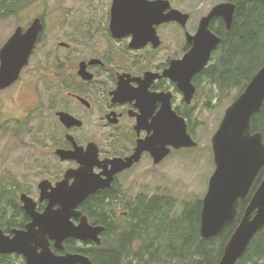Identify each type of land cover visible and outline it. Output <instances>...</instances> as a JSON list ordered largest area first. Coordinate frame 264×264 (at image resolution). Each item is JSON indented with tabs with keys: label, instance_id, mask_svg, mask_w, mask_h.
<instances>
[{
	"label": "flooded vegetation",
	"instance_id": "flooded-vegetation-1",
	"mask_svg": "<svg viewBox=\"0 0 264 264\" xmlns=\"http://www.w3.org/2000/svg\"><path fill=\"white\" fill-rule=\"evenodd\" d=\"M146 1L155 2L159 0ZM163 1L167 2V8L163 14H167L170 10H177L186 14L188 15L186 25L181 26L175 21H171L155 26L153 35L141 36L143 43L140 46L137 43L135 46L131 45L133 34L121 31L119 35H114L111 32L110 9L112 0L108 5L102 29L90 27V31L84 32H79L77 29L75 35L64 36L65 41L57 42L56 45L49 44V48L47 47L48 43L45 44V48L43 47L45 26L43 16L39 17L42 30L30 58L37 50V46L40 45L43 58L49 60L47 65L43 66V62L40 65L41 83L43 90L50 89L49 92L52 94L47 108L48 115L51 117L49 119L51 124L45 127L41 133L42 135L43 133L46 134L47 146L45 150L47 154L55 157L60 165L65 164L68 168L53 182L48 179L40 180L37 183V199H33L25 192L19 193V186L12 180L0 183V199H3L0 201V206L6 207L8 215L6 219H0V231L3 236L13 239L16 232H26L33 223L32 215L23 210L22 195L30 198L34 203V214L43 215L49 205L47 199L43 200V181H48L54 188L64 179L68 170H77L80 167V164L75 160H61L57 155L58 151L73 153L74 157L84 158L91 163L92 173L90 174L92 176H100V178L106 179L111 176H108L111 171V164H105L104 161L126 160L135 156L140 149L139 146H141L142 152L139 154L137 162L133 163L131 167L113 174L109 187L97 190L77 208L81 216L87 218L90 225L102 226L90 221L82 213L80 207L87 204L88 201L86 202V200L90 197L102 198L103 207L113 210L133 207V203L139 197L143 198L144 196H136L132 200H126L125 195L123 196V187L128 177L132 178L134 172L138 171L142 164H145L147 169L160 167L170 157H175L177 151L186 150V148L174 149L168 145L165 147L168 149L165 158L155 164L152 157L159 153L161 147L160 140L154 139L157 127L170 129L175 127L176 122L180 125L181 122L178 119H181L185 123L188 135L195 141L193 129L196 128L195 120L199 109L194 104L197 103L201 87L207 83L205 69L210 62L191 77L190 82L194 87V94L190 100H187L184 93L179 90L176 82L164 74L170 70L172 62L182 60L185 55L192 51L195 43L194 38L202 18L206 17L219 4L229 3L234 5L235 9L236 4L232 0L217 3L196 20V18L193 19L191 10H183L176 5L175 0ZM190 22L191 25H188ZM29 26L26 28L19 27L24 31ZM223 28L226 32L230 30H227L223 20L217 17L212 18L208 25L209 31L219 39L218 30L222 33ZM216 49L212 52L210 61L213 59ZM71 58H74L72 66L68 61ZM17 82L4 90H0V93L4 95L0 97V102L5 98L8 102L14 103L12 95H8V93ZM26 111L30 113L29 107ZM60 113L72 117L74 121L61 122ZM14 124L19 125V121ZM41 150L43 153V136ZM263 169L264 167L261 171ZM258 176L243 200L247 201L246 205H248L252 194L264 177L256 182ZM122 178L124 179L122 180ZM72 182L73 179L69 181V184ZM39 185H41V189ZM47 192H50V189ZM7 197H12L13 200L6 201ZM88 206L95 205L88 204ZM57 208L56 205L53 207L54 210ZM121 214L114 216L112 221L109 220L113 223L111 225L112 232L115 234L124 229L125 221H130V219L125 218L126 212ZM79 220L78 217L72 218L71 221L77 225ZM104 228L105 232L106 227ZM38 229L36 227L35 231ZM104 232L99 235L101 242ZM41 238L37 236L33 239L34 242L29 243L25 252L14 251L0 254V264H43V241ZM112 238L115 239L116 235L112 234ZM48 241L50 250L54 255L73 254V252L56 249L53 241ZM74 242L82 245V247L84 245L91 247L88 244L90 242L80 243L75 240ZM39 245L42 248H39Z\"/></svg>",
	"mask_w": 264,
	"mask_h": 264
},
{
	"label": "water",
	"instance_id": "water-1",
	"mask_svg": "<svg viewBox=\"0 0 264 264\" xmlns=\"http://www.w3.org/2000/svg\"><path fill=\"white\" fill-rule=\"evenodd\" d=\"M167 2L163 0H112L110 9V30L114 35L120 32L133 34L132 46H140L142 35H153L154 27L175 21L185 26L188 15L177 10L163 11ZM235 6L229 3L215 6L199 23L192 51L180 61H174L164 76L176 82L187 98L194 94L191 77L202 70L209 62L212 52L220 39L208 29L212 18H221L227 30L230 29ZM42 25L35 18L23 31L17 27L0 49V90H4L19 80L22 70L28 65L29 58L41 33ZM140 31V32H139ZM189 90V91H188ZM264 106V63L253 75L244 90L225 110L220 125L211 138L214 171L208 180L207 191L201 201L199 235L202 239L217 238L225 229L232 226L238 214L239 202L248 195L251 186L264 167V143L261 133H251V117ZM174 115V114H173ZM61 122L74 121L72 117L60 113ZM170 129L157 127L154 139L160 140L159 153L152 157L158 164L165 158L171 146L174 149L195 148L197 143L188 135L185 123L178 119ZM152 139V138H151ZM135 156L126 160L114 159L104 163L111 164L106 179L92 176L91 163L84 158L74 157L73 153L58 151L61 160H75L80 164L77 170H68L64 179L54 188L43 181V200L49 205L43 215L34 214V203L25 195L21 196L23 210L32 215L33 223L26 232H16L13 239L3 236L0 231V254L14 251L25 252L30 242L37 236L43 241V264H92L89 258L80 253L54 255L49 241L54 247L63 250V243L73 239L80 243L101 244L100 234L103 226H92L85 216L77 211L78 206L99 189L109 187L113 174L118 173L139 160L141 146ZM154 154V153H153ZM73 182L69 184V181ZM41 189V185H39ZM50 189V192H47ZM57 209H53L54 206ZM80 218L75 225L72 218ZM39 229L35 231V228ZM264 227V177L252 194L241 220L226 242L218 264H236L244 255L251 240ZM40 242V241H38ZM39 248H42L39 245Z\"/></svg>",
	"mask_w": 264,
	"mask_h": 264
},
{
	"label": "rangeland",
	"instance_id": "rangeland-1",
	"mask_svg": "<svg viewBox=\"0 0 264 264\" xmlns=\"http://www.w3.org/2000/svg\"><path fill=\"white\" fill-rule=\"evenodd\" d=\"M224 1L227 0H175L176 5L183 10H191L193 19L196 20L212 6ZM109 4L110 0H42L32 4L17 14L0 19V49L17 27L26 28L35 18L42 16L45 26L43 47L46 43L49 48V44L56 45L57 42L65 41L64 36L75 35L77 29L79 32L90 31V27L100 30ZM73 60L74 58L68 60L70 66ZM48 61L43 58L42 48L38 45L28 66L22 70L19 81L10 88L8 95H12L14 103L5 98L0 102V183L12 180L19 186V193L25 192L33 199H37V183L40 180L48 179L53 182L68 168L47 154L46 134L41 133L51 124L47 108L52 94L50 89L43 90L40 75V65L43 62L45 66ZM201 88L197 103L194 104L199 109L195 120L196 128L193 129L197 147L177 151L175 157H170L160 167L147 169L145 164L140 165L123 187L126 200H132L136 196H144L146 199L169 197L176 202L178 210L184 203L202 201L215 168L211 138L218 129L225 110L235 99L237 90L220 92L209 82ZM3 96L0 93V97ZM28 107L30 113L26 111ZM18 121L19 125H15ZM114 212L115 216L127 213L125 208ZM128 222L130 221L124 222L125 226ZM114 240L112 238L109 241ZM76 246L82 247L80 244ZM138 247L139 245L134 246L136 250ZM131 258L127 260L130 261ZM131 262L139 264L135 260Z\"/></svg>",
	"mask_w": 264,
	"mask_h": 264
},
{
	"label": "trees",
	"instance_id": "trees-1",
	"mask_svg": "<svg viewBox=\"0 0 264 264\" xmlns=\"http://www.w3.org/2000/svg\"><path fill=\"white\" fill-rule=\"evenodd\" d=\"M40 1L0 0V19ZM232 1L236 9L230 30L226 32L223 28L222 33L218 30L221 41L205 69V79L220 92L236 89V98L264 63V0ZM250 124L251 133H261L264 143V106L251 117ZM263 176L264 169L256 182ZM11 200L12 197L6 198V201ZM86 202L84 206L87 207H80L82 213L90 221L106 227L101 245L94 246L90 242V248L86 247L88 245L78 247L74 240H66L63 250L83 254L93 264H133V260L139 264H218L247 206V201H240L234 224L217 238L202 239L199 235L200 201L184 203L178 210L176 202L169 197H139L133 207L126 208L130 222L116 234L109 221L114 219L115 210L104 208V201L99 197H90ZM7 216L6 207L0 206V219ZM112 234L116 235L114 242L109 241ZM135 245H139L137 250ZM236 264H264V227L253 237Z\"/></svg>",
	"mask_w": 264,
	"mask_h": 264
},
{
	"label": "bare ground",
	"instance_id": "bare-ground-1",
	"mask_svg": "<svg viewBox=\"0 0 264 264\" xmlns=\"http://www.w3.org/2000/svg\"><path fill=\"white\" fill-rule=\"evenodd\" d=\"M241 220V219H240ZM240 222V221H239Z\"/></svg>",
	"mask_w": 264,
	"mask_h": 264
}]
</instances>
